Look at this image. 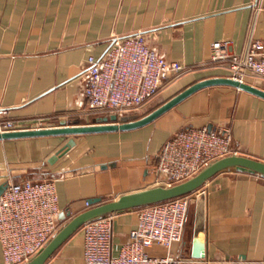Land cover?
<instances>
[{
	"label": "crops",
	"instance_id": "1",
	"mask_svg": "<svg viewBox=\"0 0 264 264\" xmlns=\"http://www.w3.org/2000/svg\"><path fill=\"white\" fill-rule=\"evenodd\" d=\"M140 30L166 58L184 64L143 115L197 80L226 75L209 59L211 43L228 38L241 52L250 39L263 38L264 0H0V109L14 119L43 117L45 126L96 122L105 114L89 112L81 94L86 58L102 54L115 36ZM245 81L264 88L263 80ZM189 125L228 129L237 153L264 160V98L212 84L133 128L0 137V183L50 178L59 210L71 216L89 206L88 198L159 184L154 166L162 144ZM69 138L68 150L55 156ZM190 193L181 238L168 248L180 264H264L263 176L222 170ZM136 219V208L112 214L113 254ZM146 250L167 252L156 243ZM82 252L79 227L43 264H86Z\"/></svg>",
	"mask_w": 264,
	"mask_h": 264
},
{
	"label": "built area",
	"instance_id": "2",
	"mask_svg": "<svg viewBox=\"0 0 264 264\" xmlns=\"http://www.w3.org/2000/svg\"><path fill=\"white\" fill-rule=\"evenodd\" d=\"M148 35L140 30L115 36L102 54L87 56L81 94L89 112L119 116L134 110L156 95L166 80L182 72L184 64L166 58L148 43ZM209 59L223 67L228 76L264 81V37L250 39L241 52L231 49L230 39H216L211 43ZM4 114L6 111L0 109V132L45 126L43 117L14 119ZM236 150L228 129L182 127L158 152L154 166L158 182L167 185L185 179L211 158ZM5 182L0 193V247L4 264H18L59 226L57 195L50 178ZM191 199V193H186L137 207L136 223L116 254L112 253L113 213L82 223L85 263L180 264L182 259L168 248L181 238ZM153 243L166 247L167 252L149 255L146 248Z\"/></svg>",
	"mask_w": 264,
	"mask_h": 264
},
{
	"label": "water",
	"instance_id": "3",
	"mask_svg": "<svg viewBox=\"0 0 264 264\" xmlns=\"http://www.w3.org/2000/svg\"><path fill=\"white\" fill-rule=\"evenodd\" d=\"M212 84L233 85L264 98V88H260L252 83L228 75H215L189 84L167 100L139 117L126 115L117 116L115 113H110L109 115L99 116L96 122L87 124H66L64 120H61L60 124L56 126L2 131L0 132V137L56 133L75 134L91 131L133 128L152 120L196 89ZM72 143V138H69L54 155L56 156L58 154L65 153ZM227 169L256 173L264 177V160L245 154L231 152L211 158L194 174L177 182L167 185L154 184L138 190L120 194L117 197L108 200H101L100 196L88 198L87 202L89 206L71 216H69L70 213L68 211L59 210L58 218L60 220V224L57 229L48 238H46V240H44V242L30 256L18 264H43L52 252L86 221L99 218L105 214L128 210L156 201L190 193L200 187L215 173ZM5 186V181L0 183V193ZM66 216L69 217L66 218Z\"/></svg>",
	"mask_w": 264,
	"mask_h": 264
},
{
	"label": "rangeland",
	"instance_id": "4",
	"mask_svg": "<svg viewBox=\"0 0 264 264\" xmlns=\"http://www.w3.org/2000/svg\"><path fill=\"white\" fill-rule=\"evenodd\" d=\"M159 93H160V90L148 102H146V103L142 104L141 106H139L138 108H136V113L134 114V116L141 115L146 109H148L150 107L148 104H150V102L154 99V97L157 96ZM125 115L126 114H121V116H125Z\"/></svg>",
	"mask_w": 264,
	"mask_h": 264
},
{
	"label": "trees",
	"instance_id": "5",
	"mask_svg": "<svg viewBox=\"0 0 264 264\" xmlns=\"http://www.w3.org/2000/svg\"><path fill=\"white\" fill-rule=\"evenodd\" d=\"M139 207V206H138ZM135 208H137V207H135Z\"/></svg>",
	"mask_w": 264,
	"mask_h": 264
}]
</instances>
